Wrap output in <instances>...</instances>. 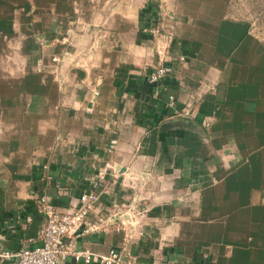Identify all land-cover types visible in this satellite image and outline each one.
<instances>
[{"label":"crops","instance_id":"crops-1","mask_svg":"<svg viewBox=\"0 0 264 264\" xmlns=\"http://www.w3.org/2000/svg\"><path fill=\"white\" fill-rule=\"evenodd\" d=\"M88 191L124 229L77 247L264 264V43L234 0H0V249L37 243L41 196Z\"/></svg>","mask_w":264,"mask_h":264},{"label":"built area","instance_id":"built-area-1","mask_svg":"<svg viewBox=\"0 0 264 264\" xmlns=\"http://www.w3.org/2000/svg\"><path fill=\"white\" fill-rule=\"evenodd\" d=\"M147 32L151 36L159 34V29L151 25ZM168 37V35H165ZM55 60V58H52ZM182 61L183 57L178 56ZM174 75V67L168 64H157L148 73L146 81L150 84H157ZM170 98V97H169ZM115 147V140L110 139L105 148L110 154ZM104 167H109L104 163ZM98 178H102V173L97 172ZM97 198L95 191L81 193L76 203L67 209L60 210L47 203L43 196L37 202L38 211L43 215V224L37 233V243L32 247H21L15 251L0 249V264L6 260H11L12 264H63L68 257L74 261L83 263L96 262L97 264H143L133 256H125V246L120 248H109L104 253H94L87 247H77L75 239L83 233L107 230L110 228L124 229V220H119V224L113 218L119 215L118 212L104 210L95 220H88V214L93 209V204ZM128 218L140 215L133 212L132 207L127 208ZM141 216V215H140ZM26 221L30 218L26 217Z\"/></svg>","mask_w":264,"mask_h":264},{"label":"rangeland","instance_id":"rangeland-1","mask_svg":"<svg viewBox=\"0 0 264 264\" xmlns=\"http://www.w3.org/2000/svg\"><path fill=\"white\" fill-rule=\"evenodd\" d=\"M240 16L246 17L264 43V0H234Z\"/></svg>","mask_w":264,"mask_h":264}]
</instances>
